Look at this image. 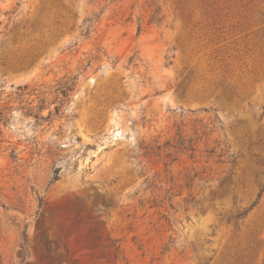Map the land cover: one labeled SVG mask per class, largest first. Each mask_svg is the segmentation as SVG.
Here are the masks:
<instances>
[{
	"label": "rangeland",
	"instance_id": "1",
	"mask_svg": "<svg viewBox=\"0 0 264 264\" xmlns=\"http://www.w3.org/2000/svg\"><path fill=\"white\" fill-rule=\"evenodd\" d=\"M0 264H264V0H0Z\"/></svg>",
	"mask_w": 264,
	"mask_h": 264
},
{
	"label": "trees",
	"instance_id": "2",
	"mask_svg": "<svg viewBox=\"0 0 264 264\" xmlns=\"http://www.w3.org/2000/svg\"><path fill=\"white\" fill-rule=\"evenodd\" d=\"M141 30H139V32H140Z\"/></svg>",
	"mask_w": 264,
	"mask_h": 264
}]
</instances>
